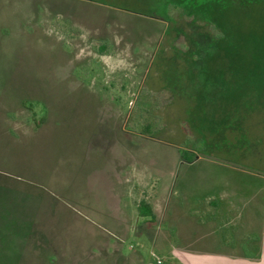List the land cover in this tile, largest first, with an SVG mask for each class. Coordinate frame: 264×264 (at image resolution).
<instances>
[{"label": "rangeland", "instance_id": "374dc122", "mask_svg": "<svg viewBox=\"0 0 264 264\" xmlns=\"http://www.w3.org/2000/svg\"><path fill=\"white\" fill-rule=\"evenodd\" d=\"M99 1L0 0V264L264 231V0Z\"/></svg>", "mask_w": 264, "mask_h": 264}, {"label": "crops", "instance_id": "0c3cea01", "mask_svg": "<svg viewBox=\"0 0 264 264\" xmlns=\"http://www.w3.org/2000/svg\"><path fill=\"white\" fill-rule=\"evenodd\" d=\"M87 1L100 2L99 0ZM136 213H139L137 209ZM201 233L202 230L199 229L198 234L192 239V246H198L197 250H191V252L183 254L174 251L173 256L167 262L169 264H264V231L261 226L249 230L242 228L235 230L224 225L221 231L214 230V236H207L205 240L198 236ZM252 237L260 238L259 246L261 247L262 256L258 260L246 258L241 249V245L247 241L246 239H251ZM204 242H212L211 244H214V246L207 244L203 247L202 243ZM140 264L157 263L155 260L146 263L142 260Z\"/></svg>", "mask_w": 264, "mask_h": 264}, {"label": "trees", "instance_id": "16d2710c", "mask_svg": "<svg viewBox=\"0 0 264 264\" xmlns=\"http://www.w3.org/2000/svg\"><path fill=\"white\" fill-rule=\"evenodd\" d=\"M138 211L140 216L148 217L153 216L154 212L151 206L146 202L142 201L138 205ZM247 241L241 245V249L243 250V254L246 258L250 259H260L262 256L261 247L259 246L260 238L252 237L251 239H246ZM163 264H169L168 262H164Z\"/></svg>", "mask_w": 264, "mask_h": 264}, {"label": "built area", "instance_id": "2783aa9c", "mask_svg": "<svg viewBox=\"0 0 264 264\" xmlns=\"http://www.w3.org/2000/svg\"><path fill=\"white\" fill-rule=\"evenodd\" d=\"M154 256H155V254H154ZM156 263L157 264H163L164 262L160 259V258H158V257H156Z\"/></svg>", "mask_w": 264, "mask_h": 264}]
</instances>
